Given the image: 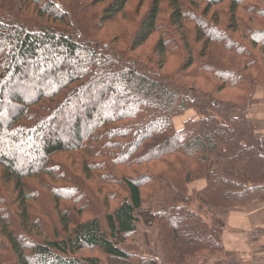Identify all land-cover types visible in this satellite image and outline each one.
<instances>
[{"label":"trees","instance_id":"16d2710c","mask_svg":"<svg viewBox=\"0 0 264 264\" xmlns=\"http://www.w3.org/2000/svg\"><path fill=\"white\" fill-rule=\"evenodd\" d=\"M105 2L0 0V264H159L157 256L134 262L124 247L139 224L153 229L164 264H192L225 251L208 223L218 210L264 202V136L247 116L255 94L264 99V0H152L122 46L103 44L100 33L132 0L100 10ZM156 34L154 56L135 57ZM170 57L178 65L164 71ZM189 108L197 116L175 128ZM59 119L72 124L60 136ZM74 151L86 166L101 157V173L127 192L107 194L103 215L81 220L92 209L87 190L41 180L58 218L31 183L56 181L54 157ZM139 165L149 168L126 174ZM196 180L206 186L189 193ZM74 193L81 200L70 214L61 199ZM84 249L101 257L79 255Z\"/></svg>","mask_w":264,"mask_h":264},{"label":"rangeland","instance_id":"374dc122","mask_svg":"<svg viewBox=\"0 0 264 264\" xmlns=\"http://www.w3.org/2000/svg\"><path fill=\"white\" fill-rule=\"evenodd\" d=\"M110 1H112V0H107V2H105L104 4H100V10H103V7H105L107 4H109ZM151 2H152V0H132V3L129 5V7L127 9L126 16H124V17L120 16L119 18H117L116 21L107 24L104 31L102 33H100L101 37L100 36L99 37L101 38L102 43L103 44L115 43L118 46H122V44L124 42L129 43L132 35L134 34L136 29L138 28V26L142 20V17L147 13L148 8L151 5ZM204 7L205 6L203 4H201L200 5L201 10H198V11L202 12ZM212 13H213V11H212ZM162 15H164V14H162ZM165 17H166V15H165ZM163 32H165L164 29L161 30V33H163ZM157 39H158V34L154 35L149 40L147 45L142 46L139 50L135 51L133 53V55L137 58H140L141 60L147 61V57H151V56L153 57L154 56L153 50H154L155 43H156ZM57 61H59V60H57ZM177 65H178V61L176 60V58L170 57L169 61L165 64V67L163 68V70L169 71L172 69V67L177 66ZM198 86H200L202 88H207L209 85L200 83V84H198ZM225 93H227L226 96L230 97L231 92L220 93V95H224ZM259 94H262V97H263L262 91L257 92L253 98V104L247 113L248 118L253 121L254 125H255V122L252 118H250L251 116L249 117V112H251L253 109V111H254L253 115L255 114L254 116H256V117L258 116V111L255 112L256 108L259 111H262V113H264V99H263V104L260 103L258 100ZM114 102H115V100L113 98H109V97H107V99L105 100V103H107V104H113ZM115 103H116V106L118 107L117 111H116L118 114L125 110V108H123V107H126L125 102L118 103L116 101ZM105 109H106V106L101 107V116L106 115ZM190 110H193L195 114L191 117H188V113L190 112ZM73 112H74V110L72 109V113ZM196 116H197V111L194 108H189V109L185 110L184 112H182L181 114L174 116V118H173L174 127L177 129H181L182 125H184L186 120H188L190 118H194ZM107 117H108V115L106 116V118ZM62 120L63 119H59L58 126H59V129L61 131H58V136L62 135L64 129H67V128L69 129L72 125L69 122H67V123L65 121L63 122ZM255 129L257 131L256 125H255ZM65 133H70V131H67V132L65 131ZM260 135H262V134H260ZM262 136H264V135H262ZM63 140H66V138H63ZM91 147H90L91 148L90 151H92L94 148L99 149L100 146H99L98 142H96V143L92 142ZM87 152H88V150H87ZM84 156H85L84 153L81 151H78V152L74 151L73 154L72 153L59 154L58 156L54 157V159L57 161L56 165H55V167H56L55 169H56V172L58 174L57 175L58 179L56 181H53L48 176H44V177H42V179H40V178L31 179L32 180L31 183H33V185H35L39 190L47 193V198L45 199L46 205H49V203L51 202V204L53 206V210L51 212H53L52 214L57 216V217H58V210L53 205V204H55L53 202L54 201L53 197H52L51 193L47 190V188H45L43 185H41V183H42L41 180H44L43 183L48 182L53 188H56V189L61 190V191L69 189V190H73L74 192L79 191V192L83 193L84 189H86L89 196L91 197L90 202L87 201V203H88L87 206H89L91 204L92 209H91V211L89 209H86L85 213H83V215L81 217V220L90 219L94 215H98V214L103 215L105 210L101 204H102L104 197L107 194L109 196H112V194H117L116 195L117 197L118 196L119 197L121 196L123 198L127 197V192L122 190L121 187H119L118 185L114 184V179L110 178V175H107L105 173H101V157H99V158L98 157H92L89 160V163L87 164L88 167H87L86 164H84V165L79 164L78 158H82ZM88 157H86L85 159H87ZM134 167L135 168H133V167L132 168H125L126 174L128 176L137 175L139 173L144 174L145 171H147V169L149 168L148 165H139V166H134ZM151 167L156 168L157 170L163 168V166L161 164L151 165ZM86 168L90 169V172H91L90 174L92 175V177L87 178L89 171H87ZM101 177H103L107 181V184L105 186H101V185H103L101 183ZM194 182L195 181L191 182L188 185V192L189 193H192L190 190V186ZM197 182H200V181H197ZM101 187H103L102 193H101ZM193 191H197V188L193 189ZM91 199H93V200L91 201ZM80 200H81V198L78 196V194L74 193L73 196L71 197V199H66V198L61 199V207L68 208V212L71 214L72 209H74V208L77 209L75 202L80 201ZM116 201L117 200H111V207L109 209L110 211L116 208V206H117ZM80 206H83V205L78 203L79 208H80ZM87 206H85V207H87ZM38 208L40 209L39 206H38ZM223 209H231V208H223ZM204 212H206V210H204ZM208 216L209 215H207V217ZM220 218L221 217L218 218V216L215 219H214V217H212V219H208V223L213 228H214V226H216V228L218 230L224 229L225 228V218H222V219H220ZM215 221H216V225L214 224ZM179 228H180L181 233L187 234L184 229H181L182 227H179ZM153 233H154L153 229H151V228L147 229V227L144 224H139L138 232L134 235H130L125 240L124 247L128 251H131L132 254L133 253L137 254V258L133 259L134 262L140 263L141 261L147 260L145 257L151 258L153 256H157L158 257V260H157L158 263L164 264L163 258L160 257V255H159L160 254L159 253L160 252L159 245L156 244V242L154 241ZM191 235L193 237H196L193 233ZM79 255L101 257V251L98 249H84L82 252L79 253ZM215 257H219V256H214L210 259H204L203 257H199L197 259H193V261L191 263L192 264H220L219 261ZM182 262H184V260H182Z\"/></svg>","mask_w":264,"mask_h":264},{"label":"crops","instance_id":"0c3cea01","mask_svg":"<svg viewBox=\"0 0 264 264\" xmlns=\"http://www.w3.org/2000/svg\"><path fill=\"white\" fill-rule=\"evenodd\" d=\"M258 100L263 104L262 94ZM258 111V116L253 115V109L249 117L255 122L257 132L264 135V113ZM195 113L190 110L188 117ZM183 121V120H182ZM183 126V125H182ZM200 181V182H197ZM190 186L201 190L206 186L205 180H197ZM225 218V228L214 230L220 234L225 251L219 257H215L220 264H264V202L255 201L243 208L221 209L216 218Z\"/></svg>","mask_w":264,"mask_h":264}]
</instances>
